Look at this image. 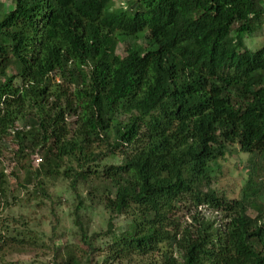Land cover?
Masks as SVG:
<instances>
[{
	"label": "trees",
	"instance_id": "trees-1",
	"mask_svg": "<svg viewBox=\"0 0 264 264\" xmlns=\"http://www.w3.org/2000/svg\"><path fill=\"white\" fill-rule=\"evenodd\" d=\"M11 2L0 21V213L16 164L22 188L35 178L53 200L45 182L60 178L77 199L86 249L59 244L55 264H93L104 249L119 264H264V46L247 45L264 0ZM235 147L259 163L232 200L213 188V165ZM88 204L110 214L106 231L89 235ZM20 237H0V264L22 252Z\"/></svg>",
	"mask_w": 264,
	"mask_h": 264
},
{
	"label": "rangeland",
	"instance_id": "rangeland-1",
	"mask_svg": "<svg viewBox=\"0 0 264 264\" xmlns=\"http://www.w3.org/2000/svg\"><path fill=\"white\" fill-rule=\"evenodd\" d=\"M115 7L126 8V0H116ZM13 9L14 4L11 0H0V21L5 13ZM138 45L139 47H148L147 40H140ZM247 45L251 50H254L253 52L263 47L264 28L256 32L253 37L248 38ZM123 50L124 47L120 45L119 53L122 55H124ZM57 81L59 84L61 83L60 79ZM19 83L17 81V84ZM60 85L63 86L64 84L61 83ZM22 126L23 123H20L19 127ZM10 148H13L10 143L5 144L4 149L7 153H11ZM258 163V159L241 153L239 148L235 147L233 156L213 165L215 170L213 188L225 194L229 199H241L244 187L248 182L249 173ZM7 167V173L13 172L16 177L12 176L10 179L9 205L0 213V237L5 240L12 236H21L20 239L25 242V245L22 252L18 251L13 255L11 254L6 261L12 264H55L56 260L61 261L63 258L62 250L64 247H58L59 244L70 246L78 256H82L86 247L80 241L79 228L75 224L74 212L77 199L70 192L69 183L60 178L46 180L45 191L53 198V200H46L43 195H39L41 190L37 186L35 178L32 185L27 186V189L21 187L26 178V173L21 166L7 164ZM30 170L34 173L35 167L31 165ZM255 180L258 183H264L262 173H257ZM82 194L87 197L88 190L83 189ZM31 197L33 202L28 201ZM38 204L41 206L38 207ZM95 205L91 208L88 204V207L82 212L83 221L90 236L106 231L110 218V214H106L101 207ZM250 215L255 217L256 213L252 210ZM119 220L116 219L115 222L122 224V219ZM57 224L58 231L54 235L53 229ZM107 256V249H104L100 255H96L93 264H119L110 260L105 262ZM147 262V258H138L131 263L121 264H145Z\"/></svg>",
	"mask_w": 264,
	"mask_h": 264
},
{
	"label": "built area",
	"instance_id": "built-area-1",
	"mask_svg": "<svg viewBox=\"0 0 264 264\" xmlns=\"http://www.w3.org/2000/svg\"><path fill=\"white\" fill-rule=\"evenodd\" d=\"M38 162H40V160H38Z\"/></svg>",
	"mask_w": 264,
	"mask_h": 264
}]
</instances>
